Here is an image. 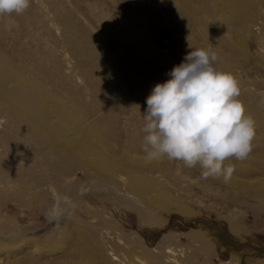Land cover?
Segmentation results:
<instances>
[{"label": "rangeland", "instance_id": "rangeland-1", "mask_svg": "<svg viewBox=\"0 0 264 264\" xmlns=\"http://www.w3.org/2000/svg\"><path fill=\"white\" fill-rule=\"evenodd\" d=\"M50 1L30 0V6L22 14L0 15V64L3 63L2 67L6 66L5 70L11 71L7 73H13L12 76L23 80L32 89L42 87L44 97L59 104H72L73 107L71 105L69 108L73 114L70 115L84 117L88 122L96 123L94 130L92 129L96 137L105 134L104 141L109 144L113 153L132 157L133 162L129 161L125 165L128 167H124L126 170L122 175L127 178L135 172L136 175L139 174L140 180L145 179L156 188L141 199L116 181L97 179L91 168H78L76 165L68 166L69 169L61 168L64 166L60 156L50 149L35 151L31 136L22 134L18 138L20 140L15 138L12 128L8 127V111L5 112L0 104V264H69L72 259L73 263L84 264L86 252L80 251L74 244L82 241L85 247L89 248V243L93 247V242L95 239L100 240L101 235L104 239L108 238V241L118 237L124 242L133 243L137 246H134L135 255L143 252L138 248V244L143 241L148 249L158 244L155 246L156 251L169 244L175 250L182 251L183 255L177 257L179 260L190 261L192 264H259L258 260L264 259V196L250 197L223 183L213 182L209 176L204 177L205 170L199 165L189 168L183 161L169 160L167 157L149 161L141 149L146 135L142 131L146 125L142 116L147 108L146 99L154 86L171 79L169 73L189 53L191 39L199 47L205 48L209 44L214 46L218 39L223 41V37L227 35L232 38L237 51L230 53L224 46H214L216 54L223 55L225 60L216 61L214 66L219 71L231 73L237 80L240 90L237 99L244 107V114L255 122V136L250 153H258L262 144L264 146V125L261 126V123L264 124V107L260 105L264 104V0H244L241 3L242 12L248 16L239 13L233 19L236 22L227 20L225 26L228 27V33L223 31L222 25L214 22V16L205 15L200 10L196 11L197 15L194 13L201 19L202 23L199 24H189L188 18L171 13L161 16V5L155 0H147L145 11L134 5L137 0L127 1L124 7L117 0H103V14L92 10H96L98 3L101 6L98 0ZM82 7L85 8L81 9ZM226 15L233 16L231 13ZM101 19H105L106 24L110 22L106 29L99 22ZM186 20L188 24L185 23ZM64 21L66 24H61ZM255 23L257 29L253 30ZM209 32L214 33L213 37H209ZM148 41L154 48L152 53L147 52L144 46ZM26 65L29 71L24 69ZM132 89L143 93L145 99L142 100V95L140 99L136 97ZM255 99L256 103L259 101L257 104H254ZM101 118L105 120L102 125L98 124ZM25 137L26 141L32 139V142H26ZM112 152L105 150L104 157L117 160ZM45 160L47 166L43 165ZM118 164L121 165L122 162ZM231 177L236 178L233 174ZM23 181L26 185H23ZM104 182H107V187L103 185ZM225 182L233 183L230 180ZM25 186L26 189L23 188ZM95 186H105L107 190L98 188L96 191ZM113 195H123L132 202H120ZM57 197H60L61 206L59 217L54 215ZM67 201L72 203L68 204ZM134 206L139 211L142 210V215L137 213ZM180 212H186L188 218L181 217L187 221L177 217ZM192 221L203 222V233L212 237L211 242L207 240L205 244L198 243L189 236L192 230L188 224ZM97 222L105 223L102 225ZM80 224L87 228L84 229ZM88 227L92 230L91 233L90 230L87 231ZM89 233L90 239L87 237ZM83 240L87 241L86 244ZM34 245H39L42 252L30 255ZM75 253L76 256L79 255L76 258Z\"/></svg>", "mask_w": 264, "mask_h": 264}, {"label": "bare ground", "instance_id": "bare-ground-1", "mask_svg": "<svg viewBox=\"0 0 264 264\" xmlns=\"http://www.w3.org/2000/svg\"><path fill=\"white\" fill-rule=\"evenodd\" d=\"M50 1V0H49ZM53 1V0H52ZM56 1V0H55ZM101 3V6L98 3V6L96 7L94 4V6L96 7V10H94L95 8H91L94 12L98 11L99 13L103 14V0H98ZM119 2V4L124 7L126 6V2L129 0H117ZM158 1L159 4L161 5V10L159 8V10L161 11L162 15H169V13H171V15L174 16H184L186 19L188 18V22L189 24L192 22L193 24H199L202 23L200 17H196V11L200 10L202 13L206 14H211L212 16H214V22L222 25L223 26V31L226 33H228V27L226 28L225 23L227 20L231 19V21L236 22L234 19L235 16H237L239 13L243 14L242 12V5L241 3L244 2V0H155ZM154 1V2H155ZM170 1H173L174 3L172 4ZM51 2V1H50ZM158 2H155L158 4ZM52 3V2H51ZM154 4V3H153ZM156 4V6H157ZM52 5V4H50ZM90 6V4H88ZM134 5H137L140 10L145 11L148 3L147 0H137V3H134ZM56 6V5H55ZM87 6V4H86ZM85 6V7H86ZM92 6V5H91ZM113 7V5H110ZM131 6V5H130ZM53 7V6H52ZM59 7V6H58ZM82 7L81 9L85 8ZM106 7V6H105ZM87 8V7H86ZM133 8V7H131ZM55 9H58L57 7H55ZM112 9V8H111ZM134 9V8H133ZM59 10V9H58ZM57 10V11H58ZM90 10V9H89ZM135 10V9H134ZM148 10V9H147ZM62 11V10H61ZM77 11H79L77 9ZM93 12V13H94ZM97 12V14H98ZM135 12V11H134ZM158 12V11H157ZM246 12V11H245ZM56 13V12H55ZM58 13V12H57ZM74 13V12H73ZM91 13V12H90ZM105 13V12H104ZM194 13L196 15H194ZM227 13H231L233 14L232 17H230L229 15H226ZM59 14V13H58ZM61 14V13H60ZM71 14V13H70ZM106 14V13H105ZM104 14V15H105ZM159 14V13H158ZM226 16H225V15ZM262 13H260L261 15ZM109 15V14H108ZM245 17L248 16L246 13L243 14ZM263 15V14H262ZM64 16V15H63ZM62 16V17H63ZM70 16V15H67ZM103 16V15H102ZM101 16V17H102ZM202 16V15H201ZM57 17V16H56ZM104 17V16H103ZM107 17V16H106ZM203 17V16H202ZM205 17V16H204ZM61 18V17H60ZM66 18V17H64ZM97 18V17H96ZM99 18V17H98ZM105 18V17H104ZM67 19V18H66ZM100 19V18H99ZM168 19V18H167ZM205 19V18H202ZM260 18H258L259 20ZM105 19H101V24L102 26H104V28L106 29L107 24L110 23L108 22L106 24V22L104 21ZM70 21V20H69ZM67 21V22H69ZM77 21V20H75ZM74 21V22H75ZM162 21V20H161ZM63 22V21H62ZM97 22V21H96ZM187 23V20L185 22ZM258 23V22H257ZM61 24H66V21H64V23ZM69 24V23H68ZM98 24V23H97ZM185 24V25H186ZM111 25V24H110ZM114 26V25H112ZM260 25L258 24V27ZM116 27V26H115ZM192 27V26H191ZM66 28V27H65ZM70 28V27H68ZM67 28V29H68ZM101 28V27H100ZM112 28V27H111ZM116 28H119V26H117ZM190 28V27H189ZM231 28V27H230ZM229 28V30H230ZM253 30L257 29V24H253ZM73 29V28H70ZM110 30V29H109ZM70 31V30H69ZM73 31V30H72ZM112 31V30H111ZM108 32V31H107ZM218 32V31H217ZM147 33V32H146ZM220 33V32H219ZM108 34V33H107ZM149 34V33H147ZM146 34V35H147ZM106 35V34H105ZM140 35V34H139ZM144 35V36H146ZM214 33L213 32H209V37H213ZM148 36V35H147ZM150 36V35H149ZM143 37V36H142ZM110 38V37H109ZM150 38V37H148ZM215 38V36H214ZM220 38V37H218ZM115 39V38H114ZM145 39V38H144ZM216 39V38H215ZM1 40V39H0ZM116 40V39H115ZM149 40V39H148ZM150 41V40H149ZM146 42V50L149 53H152L153 51V46L150 45V43ZM218 42H215L213 45L216 47H221L224 46L226 48L227 51H229L230 53H233V51H237V46L234 45V42L232 41V38H230L229 35H227V37H223V41L221 39L217 40ZM117 42V40H116ZM142 42V40H141ZM152 42V41H151ZM144 42H142L143 44ZM230 43H232L233 45H231ZM8 44V43H7ZM154 44V43H153ZM191 45L190 51L192 50H197V49H201L203 47H199V45L196 43V41H193L192 39L189 41V45L188 47ZM7 46V45H6ZM143 46V47H144ZM213 46V51H215L216 53V47ZM1 47V46H0ZM8 47V46H7ZM6 47V49H7ZM10 47V46H9ZM13 47V45H12ZM11 47V49H12ZM18 47V46H17ZM3 48V47H2ZM207 47H205L204 49H207ZM5 49V51H6ZM11 49H9L11 51ZM1 50V49H0ZM3 50V49H2ZM15 50V49H14ZM179 51V50H178ZM189 51V52H190ZM232 51V52H231ZM78 52V51H77ZM146 52V53H147ZM182 52V51H181ZM7 53V52H6ZM15 54V53H14ZM18 54V53H17ZM78 54V53H77ZM81 54V52H80ZM168 54V53H166ZM5 55V54H4ZM11 56V53L9 54ZM13 55V54H12ZM31 55V54H30ZM29 55V56H30ZM187 55V54H186ZM231 55V54H230ZM16 56V55H15ZM117 56V55H116ZM176 56V55H175ZM32 57V56H31ZM218 59L217 61H223L224 57L221 54L217 55ZM227 57V56H226ZM235 57V56H233ZM8 58V57H7ZM6 58V59H7ZM14 58V57H13ZM169 58V57H168ZM228 58V57H227ZM226 58V61H227ZM1 59V58H0ZM81 59V58H80ZM231 59V58H230ZM4 60V59H3ZM232 60V59H231ZM82 61V60H81ZM225 61V60H224ZM223 61V62H224ZM12 62V61H11ZM18 62V61H16ZM183 62V61H182ZM229 62V61H228ZM232 62V61H231ZM32 63V62H31ZM217 63V62H216ZM222 63V62H221ZM3 64V63H2ZM2 64H0V104L2 105V109L8 111V116H9V123L12 130L11 132H13L12 134H15V138L17 137V139L19 138V136L22 137V134H27L29 136L32 137L33 139V144L34 146L32 148H35V151L37 152H41L44 151L43 149H50V151H53L52 153L54 154H58L60 156L61 159V163L63 164L64 167L61 168H67L68 166L72 167V165H76L78 166V168H80L79 166H85L88 168H91L92 170H94L93 173H95V177L97 179L100 180H105L107 182H117L118 184H121L122 186H125L126 188H129L131 191V194L134 193L135 195H137V197H140L141 199L146 196L149 192L153 191L156 187L155 185L151 184L150 182L146 181L145 179H141L140 180V176L139 174L136 175L135 172H133V175H128V177H124L122 174H125V171L127 169V167L125 166L126 164H128L129 161H132V157L131 156H118L117 154L113 153L109 144L107 145L105 143V137L106 135H100L98 137H96L92 131V129L94 130L96 123H90L88 122L87 119H85L84 117H80V116H74V115H70L73 114V111L70 110L69 106H71L70 104L68 105H64L62 103H57V102H53L51 99H49L48 97H44V94L42 95L41 93V88H36L35 89L31 88L27 83L23 82V80H19L18 77L15 78L12 73V75H10L9 73L11 71H9V73H7L8 71L5 70L6 66L2 67ZM33 64V63H32ZM31 64V65H32ZM14 65V63H13ZM20 65L21 64H17ZM16 65V66H17ZM30 65V64H29ZM178 65V64H177ZM216 65V64H215ZM221 65V64H220ZM219 65V66H220ZM10 66V65H9ZM8 66V67H9ZM15 66V65H14ZM224 66V65H223ZM227 66V65H226ZM11 67V66H10ZM29 67V66H28ZM218 67V66H217ZM17 68V67H16ZM23 68V67H21ZM27 69V65L26 67H24V69ZM31 68V67H30ZM219 68V67H218ZM19 70V69H17ZM220 70V69H217ZM29 71V70H28ZM25 72V70H24ZM43 72V71H41ZM126 73V71H125ZM19 74V72H18ZM25 74V73H24ZM30 73H28L29 75ZM23 75V74H22ZM37 75V74H36ZM126 75V74H125ZM130 75V73H129ZM17 76V75H16ZM30 76V75H29ZM28 76V77H29ZM52 76V75H51ZM25 77V76H23ZM35 77V76H34ZM42 77V75H41ZM48 77V76H47ZM40 78V77H39ZM50 78V77H48ZM52 78V77H51ZM31 79V77H30ZM43 79V78H42ZM27 80V79H26ZM34 80V79H33ZM50 80V79H49ZM52 81V80H51ZM46 82V78L44 83ZM35 83V82H33ZM38 82H36L37 84ZM50 83V82H49ZM46 84V83H45ZM39 85H41L39 83ZM38 85V86H39ZM48 85V83H47ZM55 85V84H54ZM34 86V85H33ZM42 86V85H41ZM56 86V85H55ZM40 87V86H39ZM54 87V86H53ZM45 88V87H44ZM47 88V87H46ZM56 89V87H54ZM48 89V88H47ZM46 89V91H48ZM51 89V88H50ZM58 90V89H57ZM56 90V91H57ZM43 91L45 92V89H43ZM63 91V89H62ZM132 91L134 92V95L136 97H138L140 99L141 95H142V100L145 99L143 93L141 92H136L134 89H132ZM150 91V90H149ZM52 92V90H51ZM46 93V92H45ZM49 93V92H48ZM62 93V92H60ZM47 94V93H46ZM50 94V93H49ZM54 95V93L52 94ZM56 96V95H55ZM53 97V96H52ZM58 97V94H57ZM54 98V97H53ZM56 98V97H55ZM60 98V97H59ZM58 98V99H59ZM62 98V97H61ZM57 99V100H58ZM66 99V98H65ZM135 99V98H134ZM56 100V99H55ZM56 100V101H57ZM62 100V99H60ZM68 100V99H67ZM255 99V103L253 101L254 104L256 103ZM69 101V100H68ZM67 101V103H68ZM70 102V101H69ZM72 102V101H71ZM64 103V101H63ZM74 104V102H72ZM62 104V105H61ZM264 107V104H260ZM75 106V105H74ZM256 106V105H255ZM73 107V105H72ZM83 107V106H82ZM251 107V106H250ZM261 108V107H260ZM74 109V108H73ZM76 109V108H75ZM78 109V108H77ZM84 109V108H83ZM259 109V108H258ZM75 111V110H74ZM257 111V110H256ZM4 112V111H2ZM78 112V111H77ZM74 116V117H72ZM255 117V116H254ZM259 120V119H258ZM262 121V120H261ZM105 120L104 118H101L98 120V124H104ZM255 123V122H254ZM9 125V124H8ZM264 124L261 123V126H263ZM10 128V129H11ZM263 128V127H262ZM121 132V131H120ZM263 132V131H261ZM11 135V134H10ZM26 135V136H27ZM260 136V135H259ZM30 137V138H31ZM111 138H113L112 136H110ZM23 139V138H22ZM26 137H25V141H26ZM32 139L29 140L32 142ZM20 140V139H18ZM29 141H26L29 143ZM256 141V140H255ZM20 142V141H19ZM23 142V141H22ZM32 144V143H31ZM255 144V143H254ZM256 146V145H255ZM260 146V145H259ZM139 147V146H138ZM254 147V146H253ZM43 148V149H42ZM256 148V147H255ZM260 148V147H258ZM34 150V149H33ZM105 150L112 152V156L117 157L115 159H107L106 157H104V152ZM142 150V149H141ZM256 150V149H255ZM254 150V152H255ZM258 150V149H257ZM47 153L49 151H46ZM143 152V150H142ZM257 152V151H256ZM250 153L251 155H248V157L242 161L240 160H236L234 157L233 158H229V161H225V166L227 165H233L234 166V172L232 173L236 178H229L227 179L228 181L230 180L233 183L228 184L225 177L223 175L220 176H212L209 175V177L211 178V180L213 182L216 183H223L224 185L229 186V188L235 190L236 192H240V193H244V194H248V196L250 197H258V196H264V146L262 144V147L259 149L258 153ZM50 153V152H49ZM120 153V152H119ZM45 155V154H43ZM49 155V154H48ZM51 156V155H49ZM57 156V155H56ZM58 157V156H57ZM56 157V158H57ZM47 158V155H46ZM52 158V157H51ZM55 159V158H54ZM59 159V158H58ZM135 159V158H133ZM51 160V159H50ZM53 160V158H52ZM56 162L58 163V160L55 159ZM122 162V164H118L119 162ZM135 161V160H134ZM138 161H140L138 159ZM55 162V163H56ZM141 162V161H140ZM48 163V161H47ZM52 163V162H51ZM50 163V164H51ZM60 163V164H61ZM135 163V162H134ZM139 163V162H136ZM46 164V160L45 163L43 162V165ZM53 164V163H52ZM59 164V163H58ZM61 164V165H62ZM35 165V164H34ZM60 165V166H61ZM124 165V166H123ZM37 166V164H36ZM41 166V164H40ZM47 166V164H46ZM49 166V164H48ZM59 166V168H60ZM75 166V167H76ZM39 167V166H38ZM51 167V166H49ZM84 167V168H85ZM124 167L126 169H124ZM197 167V166H196ZM200 167V166H199ZM198 167V168H199ZM60 168V169H61ZM74 168V167H73ZM72 168V169H73ZM77 168V169H78ZM56 169V167H55ZM71 169V168H70ZM87 169V168H86ZM138 169V168H137ZM136 169V170H137ZM140 169V168H139ZM32 170V169H31ZM54 170V169H52ZM135 170V171H136ZM58 171V170H57ZM63 171H68V170H63ZM85 171V170H84ZM87 171V170H86ZM138 171V170H137ZM204 171V169H203ZM202 171V172H203ZM56 172V171H55ZM201 172V171H200ZM51 173V172H50ZM63 173V172H62ZM61 173V174H62ZM66 173V172H65ZM70 173V171H69ZM135 173V174H134ZM18 174V173H17ZM33 175V173H31ZM60 174V175H61ZM132 174V173H131ZM50 175V174H48ZM63 175V174H62ZM136 175V176H134ZM204 175V174H203ZM52 176V174H51ZM138 176V177H137ZM18 177V176H17ZM47 177V175H46ZM58 177V176H57ZM56 177V178H57ZM63 177V176H62ZM64 177H66L64 175ZM63 177V179H65ZM143 177V176H142ZM205 177V176H204ZM45 178V177H44ZM49 178V177H48ZM47 178V179H48ZM60 178V177H59ZM5 179V178H4ZM3 179V180H4ZM8 179V178H7ZM18 179V178H17ZM37 178H35L36 180ZM58 179V178H57ZM62 179V180H63ZM2 180V181H3ZM16 180V179H15ZM44 180V179H43ZM61 180V179H59ZM1 181V183H2ZM38 181V179H37ZM36 181V183H37ZM15 182V181H14ZM17 182V181H16ZM47 182V181H46ZM98 183V181H96ZM107 182H104L103 185ZM13 183V182H12ZM18 183V182H17ZM15 183V184H17ZM24 185V181L22 182ZM35 183V184H36ZM56 183V182H54ZM102 183V182H100ZM6 184V183H5ZM39 184V181H38ZM37 184V185H38ZM41 184V183H40ZM49 184V183H48ZM74 184V183H73ZM114 184V183H113ZM112 184V185H113ZM118 184L115 183V185L118 186ZM14 185V184H13ZM13 185H9V186H13ZM26 185V183H25ZM44 185V184H43ZM47 185V183H46ZM98 185V184H97ZM102 184H100L101 186ZM107 187V184H105ZM40 186V185H39ZM8 187V185L6 186ZM5 187V188H6ZM20 187V186H18ZM75 187V186H74ZM73 187V188H74ZM96 187V188H95ZM94 189H97L96 191L100 190H107L104 187H98L95 186ZM109 187V185H108ZM121 187V186H120ZM3 188V185H2ZM14 188V187H13ZM26 189V186L23 187ZM48 188V187H47ZM73 188H71L72 190H74ZM99 188V189H98ZM10 189V188H9ZM21 189V188H19ZM68 189V188H67ZM110 189V188H108ZM22 190V189H21ZM76 190V189H75ZM67 191V190H65ZM71 191V190H70ZM69 191V192H70ZM91 191V190H90ZM95 191V192H96ZM109 191V190H108ZM55 192V191H54ZM62 192V191H61ZM60 192V193H61ZM72 192V191H71ZM74 192V191H73ZM87 192V191H84ZM100 192V191H99ZM102 192V191H101ZM107 192V191H106ZM68 193V192H67ZM98 193V192H96ZM103 193V192H102ZM57 194V193H56ZM59 194V193H58ZM63 194V193H62ZM70 194V193H69ZM85 194V193H84ZM110 194V193H109ZM113 194V193H112ZM120 194V193H118ZM122 194V193H121ZM54 195V193H53ZM66 195V193H65ZM73 195V194H72ZM82 195V194H81ZM67 196V195H66ZM74 196V195H73ZM79 195H77L78 197ZM116 197V195H113ZM86 197V196H85ZM35 198V197H34ZM60 198V197H59ZM80 198V197H79ZM77 198V199H79ZM75 199V201L77 200ZM81 199V198H80ZM116 199L120 202H125L126 204L129 203V199L127 197H124L123 195H117ZM144 199V198H143ZM69 200V199H68ZM82 200V199H81ZM80 200V201H81ZM113 200V199H112ZM133 200V199H132ZM79 201V200H78ZM68 202V201H67ZM70 203H72L71 201H69ZM68 202V204H69ZM132 202V201H130ZM79 203V202H78ZM82 203V202H81ZM74 204V202H73ZM72 204V205H73ZM77 204V203H76ZM125 204V205H126ZM132 204V203H131ZM130 204V206H131ZM78 205V204H77ZM134 205V204H133ZM136 205V204H135ZM163 205V204H162ZM60 206V204H59ZM71 206V205H70ZM69 206V207H70ZM85 206V205H82ZM168 206V205H167ZM61 207V206H60ZM74 207V205L72 206ZM87 207V206H85ZM169 207V206H168ZM71 208V207H70ZM82 208V207H81ZM171 210V207H169ZM84 210H86L85 208H83ZM82 209V210H83ZM134 209L137 210V213L140 215L141 211L138 210L137 206H134ZM168 209V208H167ZM166 209V210H167ZM173 209V208H172ZM184 210V209H183ZM65 211V210H64ZM79 211V210H78ZM165 211V210H164ZM185 211V210H184ZM187 211V210H186ZM82 212V211H81ZM84 212V211H83ZM172 212V211H171ZM188 212V211H187ZM64 213V212H63ZM62 213V214H63ZM69 213V212H68ZM86 213V212H85ZM88 213V212H87ZM143 213V212H142ZM178 213V212H177ZM186 213V212H185ZM180 212V214H177V217L179 219H181L182 221L185 222V220L188 218L187 215ZM66 214V213H65ZM137 214V215H138ZM142 215V214H141ZM61 216V215H60ZM80 216V215H78ZM93 216V215H92ZM181 216L186 217L182 218ZM59 217V216H58ZM57 217V218H58ZM62 218V217H61ZM56 219V218H55ZM63 219V218H62ZM61 219V220H62ZM94 219V218H93ZM58 220V219H57ZM69 220H72L71 218ZM79 220V219H78ZM191 220V219H190ZM54 221V220H53ZM187 221V220H186ZM59 222V221H58ZM93 222V221H92ZM91 222V223H92ZM99 222V221H98ZM97 222V223H98ZM76 223V222H75ZM89 223V222H88ZM95 223V222H94ZM105 223V222H103ZM103 223H98V224H102ZM189 223V222H186ZM185 223V224H186ZM79 224V223H78ZM82 224V223H81ZM80 224V226H82ZM74 225V224H73ZM71 225V226H73ZM84 225V224H83ZM90 225V224H89ZM96 225V224H95ZM187 225V224H186ZM79 226V227H80ZM101 226V225H98ZM96 226V227H98ZM189 228L192 230L190 233L189 232V236L198 243H204L207 242V240H209L208 242H211V238H209V234L208 233H203V231H205L203 229V227L205 225H203V222H190L188 224ZM76 227V226H75ZM83 227V226H82ZM86 227V226H85ZM85 227H83L85 229ZM104 227V226H103ZM102 227V228H103ZM72 228V227H71ZM70 228V229H71ZM74 228V227H73ZM81 228V227H80ZM79 228V229H80ZM82 228V229H83ZM87 228V227H86ZM111 228V227H110ZM70 229H68V231H70ZM189 229V230H190ZM75 230V228H74ZM90 230L89 227L87 229V231ZM67 231V232H68ZM86 231V230H85ZM86 231V232H87ZM92 230H90L91 233ZM84 232V234L86 233ZM89 233V235H90ZM77 234V233H76ZM83 234V237H84ZM88 233H86L87 235ZM95 234V232H94ZM93 234V237H94ZM101 234V233H100ZM103 234V233H102ZM105 234V233H104ZM72 235V234H71ZM80 235V234H79ZM82 235V234H81ZM87 236L89 239L91 237ZM107 235V232H106ZM110 235V234H109ZM108 235V236H109ZM104 236V235H103ZM165 236V235H164ZM96 237V234H95ZM94 237V238H95ZM100 237V236H99ZM98 237V238H99ZM107 237V236H106ZM170 237V236H169ZM97 238V237H96ZM85 239V237L83 238ZM87 239V241L89 240ZM108 239V238H107ZM106 238L104 239L101 235L100 240L99 239H95V242L93 247H91L92 245H90V243L88 244L90 247L87 248L85 247V245H83V243H81L80 241L77 242L79 244H74L77 246V248L80 251H85L86 252V260L84 262L85 263H93V264H192L190 263V261H183V260H179L177 257L178 256H182L183 253L182 251L177 249L175 250L173 247H171L169 244L166 247H163L164 249L156 251L155 250V246L154 245L152 247H150V249H148L147 247H145L144 242L141 241L140 244H138V248L142 249L143 252L140 253H136L137 255H135V250H134V244L130 242H124L121 240V238H114V240L112 239V241H108ZM167 239V237H166ZM71 240V239H70ZM74 239H72L73 241ZM77 240V239H76ZM81 240V238H80ZM169 240V238H168ZM75 241V240H74ZM85 241V240H83ZM85 241V244L86 242ZM94 241V240H93ZM163 241H165V239H163ZM166 242V241H165ZM76 243V242H73ZM137 243V242H136ZM162 243V242H161ZM92 244V242H91ZM205 244V243H204ZM210 244V243H209ZM73 245V246H74ZM87 245V246H88ZM197 245V244H196ZM201 245V244H200ZM203 245V244H202ZM207 245V244H206ZM214 245V244H212ZM211 245V246H212ZM76 246L74 247V249L76 248ZM222 249H224V247L222 245H220ZM137 248V246H135ZM203 247V246H202ZM201 247V248H202ZM93 248V249H92ZM200 248V247H199ZM210 248V247H209ZM208 248V249H209ZM226 248V247H225ZM157 249V247H156ZM194 250V249H193ZM198 250V249H197ZM212 249H210L211 251ZM141 251V250H140ZM209 251V250H207ZM38 252H42V248L39 247V245H34L31 248L30 251V255L31 254H35ZM73 252V251H72ZM78 253V252H77ZM198 253V252H197ZM208 253V252H207ZM71 255V254H70ZM81 256L84 255L80 254ZM131 255V256H130ZM195 255V254H194ZM69 256V255H68ZM67 256V257H68ZM79 255L76 256V253L74 255V257H78ZM185 256V255H184ZM192 256V255H191ZM70 257V256H69ZM197 257V256H196ZM71 258V257H70ZM80 258V257H79ZM83 258H81V260H83ZM84 258V259H85ZM184 259H189V257ZM194 258V257H193ZM27 259V258H26ZM187 259V260H188ZM28 260V259H27ZM30 262V261H29ZM74 260L72 259V263L69 264H76L73 263ZM83 262V261H82ZM81 262V263H82ZM259 264H264V259H260L258 260ZM28 264V263H27ZM66 264V263H65ZM83 264V263H82Z\"/></svg>", "mask_w": 264, "mask_h": 264}, {"label": "clouds", "instance_id": "clouds-1", "mask_svg": "<svg viewBox=\"0 0 264 264\" xmlns=\"http://www.w3.org/2000/svg\"><path fill=\"white\" fill-rule=\"evenodd\" d=\"M30 0H0V15L22 14ZM213 46L190 51L175 66L171 79L156 84L146 99L143 152L149 161L167 157L189 168L199 165L205 177L229 179V158L244 160L252 151L254 120L246 116L238 82L215 68ZM60 198L54 215L58 216Z\"/></svg>", "mask_w": 264, "mask_h": 264}]
</instances>
